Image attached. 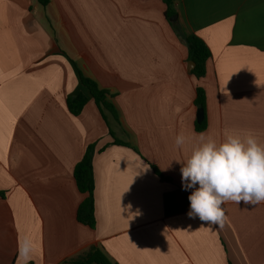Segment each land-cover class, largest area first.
<instances>
[{
    "label": "crops",
    "instance_id": "1",
    "mask_svg": "<svg viewBox=\"0 0 264 264\" xmlns=\"http://www.w3.org/2000/svg\"><path fill=\"white\" fill-rule=\"evenodd\" d=\"M174 8L176 22L162 0H0V264H17L24 234L36 243L29 264H74L91 247L113 264H264V202L222 205L223 227L190 218L188 149L174 144L205 115L203 132L264 142V0ZM183 34L211 51L201 80ZM80 72L110 94L117 119ZM80 93L88 102L74 116L68 100ZM91 145L95 229L77 221L87 196L74 178Z\"/></svg>",
    "mask_w": 264,
    "mask_h": 264
},
{
    "label": "clouds",
    "instance_id": "2",
    "mask_svg": "<svg viewBox=\"0 0 264 264\" xmlns=\"http://www.w3.org/2000/svg\"><path fill=\"white\" fill-rule=\"evenodd\" d=\"M174 144L188 149L180 172L184 190L192 189L190 218L223 227L228 218L222 205L264 202V142L256 133L225 129L216 137L207 132H181ZM35 251L32 237L21 235L17 264H29Z\"/></svg>",
    "mask_w": 264,
    "mask_h": 264
},
{
    "label": "trees",
    "instance_id": "3",
    "mask_svg": "<svg viewBox=\"0 0 264 264\" xmlns=\"http://www.w3.org/2000/svg\"><path fill=\"white\" fill-rule=\"evenodd\" d=\"M42 5L46 6L49 0H39ZM166 6V17L171 19L177 16V12L174 8L175 0H162ZM175 25L174 23L172 24ZM175 27V26H174ZM182 39L185 41L188 48V61L195 63V68L193 70V75L197 77L198 80L205 78L207 74V63L211 59V51L200 37L191 35H181ZM81 82L83 86L89 91L90 95L93 97L97 106L101 111L110 113L115 119H117V111L115 106L109 101L111 97L110 94L102 90L98 84L84 76L80 72ZM88 98L85 94L80 93L79 95L70 98L68 100V109L70 113L74 116H79L83 112L85 106L87 105ZM197 107L204 110L206 108V94L202 88L197 89V98L195 102ZM207 128L206 115L202 123L196 125L198 132H203ZM115 144L122 145L121 142L117 141ZM96 153L95 145H91L87 148L85 155L82 160L77 164L74 170V178L77 184L79 192L87 197L79 206L77 211V221L91 229H95L97 225L95 216V204H94V173H93V159ZM156 175L164 182H171L170 179L164 177L156 168H154ZM6 193L0 192V200L5 199ZM74 264H113L112 261L105 255V253L98 247H91L89 251L79 259L72 261Z\"/></svg>",
    "mask_w": 264,
    "mask_h": 264
},
{
    "label": "water",
    "instance_id": "4",
    "mask_svg": "<svg viewBox=\"0 0 264 264\" xmlns=\"http://www.w3.org/2000/svg\"><path fill=\"white\" fill-rule=\"evenodd\" d=\"M178 20V16H175V17H172L171 18V21L172 22H176ZM195 63H193V62H189V68H191V70H194V68H195ZM202 109V108H201ZM203 110V109H202ZM202 110H201V113H202Z\"/></svg>",
    "mask_w": 264,
    "mask_h": 264
}]
</instances>
